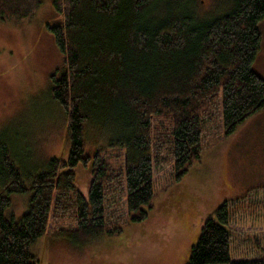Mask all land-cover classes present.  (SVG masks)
<instances>
[{"label":"trees","instance_id":"obj_1","mask_svg":"<svg viewBox=\"0 0 264 264\" xmlns=\"http://www.w3.org/2000/svg\"><path fill=\"white\" fill-rule=\"evenodd\" d=\"M217 1L220 11L203 18L195 0L53 1L63 19L47 27L64 63L51 94L67 119L70 152L29 169L0 142V264H40L31 249L49 233L88 244L144 222L157 169L181 179L219 124L231 138L263 110L254 64L264 0ZM42 3L0 0V21L21 26ZM89 132L108 140L92 155ZM81 164H91L88 195L76 183ZM13 194L30 196L21 218L10 213ZM234 213L228 201L215 209L187 264H264L234 257Z\"/></svg>","mask_w":264,"mask_h":264},{"label":"rangeland","instance_id":"obj_2","mask_svg":"<svg viewBox=\"0 0 264 264\" xmlns=\"http://www.w3.org/2000/svg\"><path fill=\"white\" fill-rule=\"evenodd\" d=\"M53 1L43 0L35 18L21 26L0 21V142L9 141L29 169L70 152L67 119L51 94V77L64 63L47 27L63 19ZM217 2L195 0L194 9L207 17L220 11ZM261 29L264 40V21ZM91 135L86 149L92 155L108 140ZM200 155L181 179L169 166L156 170V194L144 222L88 244L75 245L49 233L31 251L40 264H187L204 221L228 201L235 210L234 257L264 258V108L231 138L224 137L219 124L204 140ZM90 167L75 169L78 189L85 195ZM11 197L10 213L21 218L30 196Z\"/></svg>","mask_w":264,"mask_h":264},{"label":"crops","instance_id":"obj_3","mask_svg":"<svg viewBox=\"0 0 264 264\" xmlns=\"http://www.w3.org/2000/svg\"><path fill=\"white\" fill-rule=\"evenodd\" d=\"M254 68L259 74L264 75V40L258 58L255 61Z\"/></svg>","mask_w":264,"mask_h":264}]
</instances>
